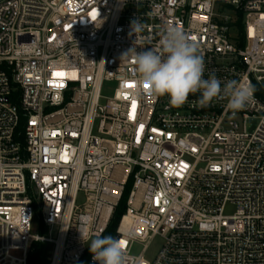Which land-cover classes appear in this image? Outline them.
Listing matches in <instances>:
<instances>
[{"label": "built area", "instance_id": "1", "mask_svg": "<svg viewBox=\"0 0 264 264\" xmlns=\"http://www.w3.org/2000/svg\"><path fill=\"white\" fill-rule=\"evenodd\" d=\"M173 26L244 109L137 94L124 53ZM122 204L125 264H264V0H0V264H79Z\"/></svg>", "mask_w": 264, "mask_h": 264}, {"label": "clouds", "instance_id": "2", "mask_svg": "<svg viewBox=\"0 0 264 264\" xmlns=\"http://www.w3.org/2000/svg\"><path fill=\"white\" fill-rule=\"evenodd\" d=\"M133 26L136 30L140 28L136 20ZM123 57L134 59L133 77L138 82L137 94L139 90L146 89L154 96H166L170 106L181 107L188 102L190 95L199 94L198 103L201 106L227 101V107L235 115L246 107L253 96L251 85L236 80L222 82L215 73L206 78L199 46L180 27L164 30L158 50L137 51L132 48ZM129 238H132L131 233ZM88 245L97 264H125L126 253L119 238L97 233Z\"/></svg>", "mask_w": 264, "mask_h": 264}, {"label": "trees", "instance_id": "3", "mask_svg": "<svg viewBox=\"0 0 264 264\" xmlns=\"http://www.w3.org/2000/svg\"><path fill=\"white\" fill-rule=\"evenodd\" d=\"M239 29H240V33H241L242 27L240 26ZM24 122H25L24 118L22 117L21 121L19 123V126L17 128L16 136L18 139H21V140L23 137L22 134H23V130H24ZM123 211H124V204H122L116 210L112 224H111L110 229H109V232L105 236L112 234V232L115 229ZM45 252H46V247H45V244L43 242L33 241L31 246H30L29 253H28V264H50L49 260L44 257ZM90 256H91V252H90L89 247H88L87 251L85 252V254L82 257L79 264H90Z\"/></svg>", "mask_w": 264, "mask_h": 264}, {"label": "rangeland", "instance_id": "4", "mask_svg": "<svg viewBox=\"0 0 264 264\" xmlns=\"http://www.w3.org/2000/svg\"><path fill=\"white\" fill-rule=\"evenodd\" d=\"M114 88H115V84H114V83L110 84V85L108 86V88L106 89L105 94L108 95V96H111V95L113 94V90H114ZM256 125H257V120L253 119V120H250V121H249V128H250V130H253V129L256 127ZM39 231H40L39 228L34 227V229H33V232H34V233H37V232H39ZM56 232H57V231H54L53 234L56 235ZM44 233L47 234V232H44ZM44 244H45V247H46V252H45V256H44V257L47 258V259L49 260V257H51V255H52L53 244H50V243H44ZM134 251H135L136 253H139V252L142 251V247H141L140 245H137V246L134 248Z\"/></svg>", "mask_w": 264, "mask_h": 264}, {"label": "snow or ice", "instance_id": "5", "mask_svg": "<svg viewBox=\"0 0 264 264\" xmlns=\"http://www.w3.org/2000/svg\"><path fill=\"white\" fill-rule=\"evenodd\" d=\"M123 244V242H121Z\"/></svg>", "mask_w": 264, "mask_h": 264}]
</instances>
